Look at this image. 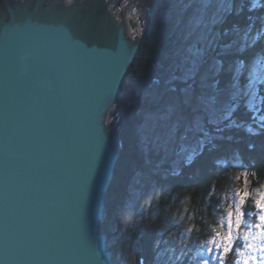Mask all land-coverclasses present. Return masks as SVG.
<instances>
[{
  "label": "water",
  "instance_id": "water-1",
  "mask_svg": "<svg viewBox=\"0 0 264 264\" xmlns=\"http://www.w3.org/2000/svg\"><path fill=\"white\" fill-rule=\"evenodd\" d=\"M152 14L139 26L108 0H0V264H114L100 230L123 151L112 113ZM105 144L120 156L98 219L87 195Z\"/></svg>",
  "mask_w": 264,
  "mask_h": 264
},
{
  "label": "trees",
  "instance_id": "trees-1",
  "mask_svg": "<svg viewBox=\"0 0 264 264\" xmlns=\"http://www.w3.org/2000/svg\"><path fill=\"white\" fill-rule=\"evenodd\" d=\"M152 17L148 32L141 44L135 62L130 67L122 86L123 98L117 106L114 115L121 113V127L119 131L123 143V151L116 167L115 180L111 184L106 197V220L101 223L100 230L109 238V249L114 252L117 245L114 242L113 222L117 211L126 202L130 186L136 175L145 170L146 159L140 150L139 130L144 124L143 111H149L144 101V95L150 89V85L158 78L155 68L161 64V72L167 73L168 69L175 65L176 52L175 32L172 20L166 19L167 7L164 0H152ZM233 14L228 17L226 27L233 25L244 29L252 25L257 31L264 27V3L262 6L253 7L251 0H241L233 5ZM264 56V36H261L255 46L243 54L246 61L245 70L240 76L239 84H246L248 68L258 57ZM223 60L225 57H216ZM225 71H221L213 79L218 95H224L218 117L224 114L226 108H233L230 121H223L219 126L228 127L222 133H214L216 137L213 145L195 150L198 157L191 167L183 165L176 174H172L167 181L178 193L189 194L193 198L195 206L199 207L200 214L208 211L209 221L216 216L221 204L220 193L231 186L233 174L230 167L219 162L220 159L236 154L241 164V171L248 173L250 192L257 190L264 183V82L258 88V99L255 108L246 104V98L230 97L231 92L230 72L228 64L224 65ZM246 71V72H245ZM175 76L182 75L179 69ZM221 104V103H220ZM206 128L212 132L213 126L206 123ZM252 129V131H249ZM152 158V157H151ZM169 168V167H168ZM163 198V197H162ZM169 201L162 199L157 212V217L144 220L138 227L136 235L140 237L141 250L148 253V264H154L157 255V243L166 220L171 215L173 206ZM246 218L255 221L251 213L255 211L253 200L248 199L244 208ZM196 224L201 230L203 241L208 239L209 225L204 219H197ZM228 264H236L233 255H228ZM167 256L163 257V262ZM117 263L116 260L114 262ZM183 264H193L189 258Z\"/></svg>",
  "mask_w": 264,
  "mask_h": 264
},
{
  "label": "snow or ice",
  "instance_id": "snow-or-ice-1",
  "mask_svg": "<svg viewBox=\"0 0 264 264\" xmlns=\"http://www.w3.org/2000/svg\"><path fill=\"white\" fill-rule=\"evenodd\" d=\"M233 2L234 0H199L203 7L196 10V15L187 26L186 39L192 38L193 43L182 59L183 74L179 77L171 76L165 80L162 88H150L144 95V101L150 112L157 115L167 129L162 138L163 142L159 137H141V143L150 150H167L177 141H186L189 135L198 133L199 154H202L203 149L213 145L216 138L213 132L222 133L228 127L227 124L224 127L219 125L223 121L231 120L233 108H226L224 114L218 117L217 98L215 95H208L206 86L208 70L205 66L215 64L219 75L221 71H225L224 65H229L227 69L230 72L229 83L234 89L232 95L235 97L240 92L239 80L246 65L243 54L253 48L258 39L264 36V31L253 34L252 25L244 29L242 34L241 29L236 25L225 26L228 17L234 11ZM212 4L216 6L209 12L208 6ZM101 25L98 23L96 33L100 31ZM66 36L72 39L70 32ZM216 57H225V59L217 60ZM255 65L264 67V56L256 58ZM256 78V68L249 69L246 94L253 97L254 93L251 89ZM205 122L213 126L212 132L205 127ZM104 130L107 131L105 127ZM119 148L118 144L111 148L106 147L105 144L92 173L87 198L91 196L98 219L103 215L102 197L106 186L113 178L115 162L120 156ZM185 150L186 146L180 143L177 154ZM197 157L198 153L195 150L188 152L185 166L191 167ZM242 175L246 184L248 173L244 172ZM236 196L238 200L235 202V207L227 210L226 230L216 231L208 240L206 250L209 259H202L200 264H211V259H216L217 264H228L226 257L231 253L239 256V264H264V192L259 193V197L254 201L255 212L252 215L255 216V222H249L244 210L250 197L247 187L238 191ZM220 228H225V221L220 222ZM242 228L245 230L241 231ZM91 251H96L94 246Z\"/></svg>",
  "mask_w": 264,
  "mask_h": 264
},
{
  "label": "rangeland",
  "instance_id": "rangeland-1",
  "mask_svg": "<svg viewBox=\"0 0 264 264\" xmlns=\"http://www.w3.org/2000/svg\"><path fill=\"white\" fill-rule=\"evenodd\" d=\"M240 1L241 0H234L233 5L235 2ZM152 2V0H108V5L110 11L114 16L116 15L117 18H119L122 13L127 22L136 21L140 26V19H143L145 23L149 19ZM251 2L253 4L254 0H251ZM163 3L164 6L167 7L166 19L172 20L173 22V29L176 34L175 43L178 49L176 52L175 65L168 69L167 73L160 71V69H162L161 64L156 66V74L161 80L155 79L153 81L150 85V88L153 89L162 88L165 80L171 76H175L179 69L183 74L184 66L182 65V59L193 43L192 38L186 39L188 31L187 26L196 15V10L203 7V5L199 3V0H164ZM263 3L264 0H255V7L262 6ZM215 6V4L209 5V12H211ZM261 30L264 31V27ZM256 32L257 29L254 28L253 34ZM142 34L143 31H138L136 33L130 31V37H141ZM205 67L208 70L206 80L208 95L216 96L217 107L220 111L219 106L223 104L224 95H218L219 92H216L215 84L213 85V83H211L213 79L218 76L217 67L215 64L211 66L206 65ZM251 68H256L257 75L256 82L251 89L254 93V97L246 94L249 85V69ZM201 71L203 72V69ZM244 76H246L245 80L248 81H246V84L243 86H241V83L239 84L240 92L235 97L246 98V104L249 105L250 108H255L258 99V88L264 82V67H256L254 62L248 68ZM197 79H199V76ZM233 91L234 89L231 88V92L228 94L230 97H233ZM114 112L115 110L112 116ZM142 114L144 124L138 132L140 140L139 146L141 153L145 156L147 164L145 170L138 173L132 181L126 202L116 213L112 227L115 234L114 242L117 245L116 251L113 252L114 262L116 260V264H137L136 256L141 251L140 237L136 235L137 229L144 220H151L157 217L160 202L162 199H165L170 203L169 205L167 204L168 208L169 206H173L174 209L171 210V215L166 220L161 230L154 264H183L186 258H189V262L193 264H200L202 259H209V254L206 250L208 240L211 239L216 231L226 230L227 210L230 207H235V202L238 200L236 193L247 187L250 193L249 198L253 200L254 205V201L259 197V193L264 192V183L251 193L250 181L247 178L245 184V177L242 175L243 172L241 171V164L237 155L232 154L220 159V163L230 167V171L234 175V180H232L231 186L220 193L219 198L221 204L217 209L218 213L212 219V222H208L210 220L208 211L204 209L202 212L203 214H200L201 210L194 205L193 198L189 194L178 193L167 181L172 174H176L183 165H186V156L188 152L199 149V144L197 143L199 134L189 135L186 141H177L167 150H150L149 147H145V145L141 143V137H159L161 138V142H163L162 138L167 132V129L163 121L160 120L157 115L150 112V110L143 111ZM180 143L186 146V150L178 155L177 149ZM254 212L251 213V217L254 216L252 215ZM197 219H204L205 223L209 225L207 233L209 237L206 241H203L202 237H200L201 230L196 224ZM221 221H225L224 229L220 228ZM249 222L255 221L251 219ZM244 230L245 228L241 229V231ZM231 255H233L236 264H239V256L235 253H231ZM164 256H167V258L163 262ZM228 258L227 256L226 261ZM211 264H217L216 259H211Z\"/></svg>",
  "mask_w": 264,
  "mask_h": 264
},
{
  "label": "bare ground",
  "instance_id": "bare-ground-1",
  "mask_svg": "<svg viewBox=\"0 0 264 264\" xmlns=\"http://www.w3.org/2000/svg\"><path fill=\"white\" fill-rule=\"evenodd\" d=\"M37 1V0H36ZM4 3V2H3ZM17 7V6H16ZM17 8H22L21 6H18ZM1 11H2V15H4V13H6V9H5V7H4V5H2V7H1ZM115 108V107H114ZM114 108H111V110H113Z\"/></svg>",
  "mask_w": 264,
  "mask_h": 264
},
{
  "label": "clouds",
  "instance_id": "clouds-1",
  "mask_svg": "<svg viewBox=\"0 0 264 264\" xmlns=\"http://www.w3.org/2000/svg\"><path fill=\"white\" fill-rule=\"evenodd\" d=\"M28 59H30V54L26 55L25 57H23V60L27 61ZM50 87V85H47Z\"/></svg>",
  "mask_w": 264,
  "mask_h": 264
}]
</instances>
